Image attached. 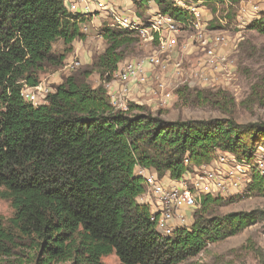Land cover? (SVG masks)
Masks as SVG:
<instances>
[{
    "label": "trees",
    "instance_id": "obj_1",
    "mask_svg": "<svg viewBox=\"0 0 264 264\" xmlns=\"http://www.w3.org/2000/svg\"><path fill=\"white\" fill-rule=\"evenodd\" d=\"M67 1L0 0V198L14 210L10 219L0 215V264H104L111 254L121 264H186L209 245L264 221L256 211L217 214L223 198L201 195L191 227L170 236L159 232L150 205L139 202L148 185L136 168L178 180L192 167L211 163L217 150L252 160L264 146V124L168 121L144 105L113 107L106 86L127 48L138 42L136 32L105 23L107 47L88 70L55 85L41 105L24 99V88L62 68L74 42L85 39L82 25L92 17L70 13ZM155 1L162 14L188 18L173 0ZM225 19H236L234 6ZM248 29L264 34V14ZM59 40L62 54L54 51ZM93 74L99 76L96 87L89 82ZM197 94L204 100L215 95ZM259 100L264 106V97ZM250 191L264 195L258 175ZM245 249L255 251L251 242Z\"/></svg>",
    "mask_w": 264,
    "mask_h": 264
},
{
    "label": "rangeland",
    "instance_id": "obj_2",
    "mask_svg": "<svg viewBox=\"0 0 264 264\" xmlns=\"http://www.w3.org/2000/svg\"><path fill=\"white\" fill-rule=\"evenodd\" d=\"M133 2L141 13H145L143 5L136 0ZM231 5L235 8L236 16L242 6L257 8L260 16L264 14V0H239L238 5L230 1L224 5L203 4L208 19V42H194L193 32L185 33L180 39L181 46L169 53V62L165 67L148 68L146 82L132 85L130 93L123 99L126 106L129 103L147 106L154 115L168 121L233 119L239 124H264V106L259 100V97H264V34L249 30L248 23H238L236 19L231 23H222ZM105 23L113 21L107 17H96L94 22L88 23L87 30L82 29L85 39L74 42V50L68 55L64 66L43 75L42 82L54 88L69 75H79L88 70L107 47L102 36ZM136 37L138 42L127 48L126 59L121 64L140 63L157 52L158 44L147 43L138 35ZM214 37L221 38V42L210 41ZM64 49L63 41L54 44L55 53L62 54ZM72 60L80 61L81 67L68 73L66 67ZM202 77L208 78L211 84L205 88L197 86ZM89 82L92 86H98L99 76L93 74ZM181 89H188L191 93L181 96L178 93ZM198 91L215 95L206 94L204 100L198 96ZM251 211L264 213V195L252 193L250 196L223 198L220 206L215 208V213L220 215ZM13 214L11 202L0 198V215L10 219ZM193 214L187 219V228L194 222ZM249 242L254 245L255 251L245 249ZM102 262L121 264L116 254L104 256ZM229 262L264 264V221L237 236L209 245L186 264Z\"/></svg>",
    "mask_w": 264,
    "mask_h": 264
},
{
    "label": "built area",
    "instance_id": "obj_3",
    "mask_svg": "<svg viewBox=\"0 0 264 264\" xmlns=\"http://www.w3.org/2000/svg\"><path fill=\"white\" fill-rule=\"evenodd\" d=\"M136 1L143 3L144 16L138 11L134 12L117 6L116 0H69L66 2L70 13L90 16L91 22L104 14V17L113 21L109 24L134 31L147 43H156L159 46L157 52L147 56L140 63L120 64L113 75V80L107 84L106 89L111 104L119 110L128 109L123 99L130 93L132 85L146 82L148 68H163L167 65L169 53L181 46L180 39L185 33L193 32L194 42H208L206 40L209 33L208 19L202 8L203 0H173L175 7L188 13L186 21L162 14L155 0ZM256 9L242 6L237 13L236 21L250 25L261 17ZM221 22L227 24L225 18ZM88 23L82 25L83 31L87 30ZM221 40L215 37L213 40L210 39L217 43ZM80 67V61L72 60L66 69L68 73H72ZM193 82L195 84V81ZM209 84H211L209 79L202 77L197 86L205 88ZM52 92L54 88L41 81L36 87L24 88L22 95L27 102L38 106L45 103L47 96ZM185 165H190L188 157L185 158ZM135 173L147 182V193L151 207L154 208V210L151 209L152 220L157 222L161 234L170 236L177 228L186 227L188 217H192L191 214L201 207V195L221 198L250 196L252 194L250 186L254 175H258L264 181V148L259 147L252 160H239L231 153L217 150L211 163L192 167L178 180L168 178V175L160 179L155 170L141 167H137Z\"/></svg>",
    "mask_w": 264,
    "mask_h": 264
},
{
    "label": "crops",
    "instance_id": "obj_4",
    "mask_svg": "<svg viewBox=\"0 0 264 264\" xmlns=\"http://www.w3.org/2000/svg\"><path fill=\"white\" fill-rule=\"evenodd\" d=\"M117 6H120L121 8H126V9H130L134 12L138 11L137 6L134 4L133 0H116ZM144 14V13H142ZM99 18H104V14L101 15ZM55 84V83H54ZM168 178H170V176H167ZM147 198V199H146ZM146 199V200H145ZM139 202L141 203H145L150 205V207L152 206L150 204V198L148 196V193H146L144 196H142L141 198H139ZM152 210H154L153 207H151Z\"/></svg>",
    "mask_w": 264,
    "mask_h": 264
}]
</instances>
